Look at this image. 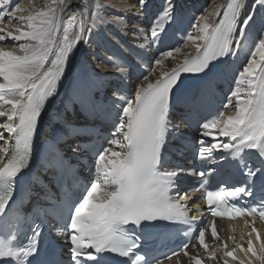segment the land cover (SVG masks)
I'll return each instance as SVG.
<instances>
[{
	"label": "snow or ice",
	"instance_id": "obj_1",
	"mask_svg": "<svg viewBox=\"0 0 264 264\" xmlns=\"http://www.w3.org/2000/svg\"><path fill=\"white\" fill-rule=\"evenodd\" d=\"M148 3L149 0H138V7L120 8L101 0H92L91 4L89 0H75V6L72 0H49L38 10L17 16L25 11L20 4L10 9V0H0V22L7 15V24L17 25L14 30L0 28V42L6 38L25 41L18 44L19 53L0 47V118H5L0 122V141L4 142L0 145V264H47L42 257L44 234L40 224L30 228L27 243L19 242L20 216L13 206V197L30 164L38 118L45 102L56 92L69 54L79 43L89 44L87 37L102 25L124 24L126 29L125 16L142 15ZM244 6L245 0H229L222 15L202 13L195 18L191 28L196 34L189 31L183 39L195 45L196 55L191 59L185 57L170 71H161L155 82L137 85L132 97L120 96L124 105L111 133L113 138L107 141L109 147L98 150L93 177L82 195L77 198L70 189L66 190L42 209L44 220L68 245L73 264H111L108 257L112 255L128 258L131 264H163L173 257L181 264V252L190 264H204L199 253L190 255L188 249H196L198 243L207 259L216 260L219 245L210 249L206 242L209 231L213 241L220 240L215 218L258 216L264 220V198L256 206L241 207L234 202L251 197L257 181L264 185V16L257 11L264 9V0H255L251 11L241 20ZM108 9L125 15L109 18L105 14ZM177 14L175 0H164L147 31L134 26V38L142 40L138 47L157 45ZM210 15L219 18L212 23ZM242 46H251L247 61L238 72L236 87L223 109L201 124L202 135L212 137L214 142L205 147L201 141L197 159L201 164L209 163L213 153L222 150L244 179L239 185L209 190L206 177L211 173L190 168L186 171L188 177H200L194 179L199 187L193 191L203 192L193 198L180 189L178 181L185 174L184 169L161 171L171 97L179 91L183 74H202L211 79L219 73L216 62L237 56ZM180 51V47L170 48L142 65L147 72L143 80L147 81L157 67H162L164 59H173L174 53ZM115 66L119 74L127 72L125 67ZM233 109V114L225 115ZM4 132L8 133L7 138ZM218 136L227 140L217 141ZM77 148H73V153ZM249 152L257 163L245 159ZM227 159L220 157L221 162ZM199 201L206 202L212 220L197 215L202 212ZM157 221L185 226L188 242L179 251L150 260L138 251L141 238L136 229ZM252 231L256 229L253 227ZM223 247L227 249L228 245L224 243ZM237 247L245 255L251 254L248 264H264V243L259 251L251 240L247 249ZM234 253L235 248L224 251L225 256L236 259Z\"/></svg>",
	"mask_w": 264,
	"mask_h": 264
},
{
	"label": "bare ground",
	"instance_id": "obj_2",
	"mask_svg": "<svg viewBox=\"0 0 264 264\" xmlns=\"http://www.w3.org/2000/svg\"><path fill=\"white\" fill-rule=\"evenodd\" d=\"M159 1L160 0H149L147 8H149L151 5L156 4ZM183 1H184V3H186L188 0H183ZM48 2H49V0H45V4ZM72 2H73V6H75V0H72ZM122 2L123 3L120 4V6H122V7L124 5H131V4L127 3L128 1H126V0L122 1ZM227 2H228V0H212L211 6L205 11L204 14L208 15V14H211L214 12L221 13L222 9L224 8V6ZM91 3H92V0H89V4H91ZM204 3H205V0H203V2L200 0L197 1V5H203ZM254 3H255V0H245V6L240 13V19L241 20L248 14L249 11H251ZM34 4H35V6H29V7L24 5V4L21 5V8L25 9V11L23 13H17V16L27 15L29 12H31L33 10H38L39 8L43 7V5H44L42 3L39 4L38 1L35 2ZM117 5L119 6V3ZM133 6L138 7V5L137 6L133 5ZM122 7H120V8H122ZM183 10L187 12L188 8L183 9ZM109 11H111V13L115 12L117 14H120V16L125 15L122 11H119V10L109 9ZM257 11H258L259 16H264V9H258ZM217 17L218 16L210 15L209 19L212 23H215ZM140 22H141V27L143 26V28L147 31V29H149V28H145L146 19L144 18ZM186 22H187V24L189 23V21H186ZM172 23H173V27L171 28V31L175 30L176 28H181L182 25L184 24L183 19H181L178 22L173 21ZM134 24H135L134 26H136V22H134ZM3 27H7L8 29H10V28L15 29V27H17V25H15V26L12 24L4 25V23H3V25H1V22H0V28H3ZM114 29H124L125 30V27H124V24H120V25L109 24V27L102 25V26L98 27L97 29H95L87 37L88 40L90 41V43L88 44L89 46H87V44H86V47L88 48V50L86 51L87 55H85L84 59H82L80 57V52H81V49L84 48L85 43L81 42L73 48L72 52L70 53L69 61L66 65V67H64V71H63V74L61 76L62 79H61V81L58 84V87L56 89L54 99H53L54 104L56 103V105H58L59 104L58 101L59 100L62 101L63 99H65L66 96L69 97V96L76 95L77 91L80 88L85 87L86 85H89L92 88V84L90 82V79L94 80L95 76H100V79L102 81L99 80L98 81L99 87H94L93 89L100 90V91L109 90V87H110V84L112 81V79H108L109 73L112 74L113 72H115L116 75L121 76V74L118 73L115 65H121V66L125 67V65L121 61V57L131 54V52L133 51L134 48L131 47L130 43H129V44H127V45H129L128 46L129 51H126V49H124L125 48L124 46L126 45V43H124V42L127 41L126 37L124 36L125 34L124 35L123 34H121V35L116 34V32H114ZM130 34L133 35V32H131ZM193 34H196L195 31L193 32ZM131 37H132V39H130V40H133V43H136L137 45L140 42H142V40L136 39V38H134V36H131ZM24 42L25 41L15 42L16 43L15 45H18L17 43H24ZM4 44H5V41L0 42V47H3V48H5V50H8V51H14V52L19 53V49L17 47H15L14 45H13L14 48H8L7 49L6 47H4ZM194 47H195L194 44L187 41L186 44L184 45V47L180 48L181 51L179 53H174L173 59H164L163 66L157 67L154 70L153 74L148 77V80L143 81L144 82L143 84H147L148 82H155V80H154L155 76H160L161 71H170L172 68L181 64L185 57L190 58L193 55L192 53H193ZM145 50H150V48H146ZM250 50H251V46L248 48H244L242 46L241 51H240L239 71H242V67L247 61ZM194 51H195V49H194ZM110 66H114L115 68L110 67ZM91 70H93V71H91ZM89 71H91V72H89ZM128 73L129 72L127 71L124 75H126ZM245 86L246 85H242V87H245ZM85 99H86V96L83 97V100H85ZM231 114H233V112L225 114V115H231ZM4 119L5 118H0V122H3ZM54 119H58V118L57 117H49L48 115H46L44 117L42 123H41V126H43L44 129H48L49 127L52 126V120H54ZM50 130L47 132L46 131L44 132L48 139L50 138ZM0 131H3V130L0 129ZM4 133H6L8 135L7 132H4ZM45 141H46L45 138L38 137L36 139V145L38 147H40ZM6 159H7V157H5V161H6ZM249 240L252 241L253 246L255 247V249L257 251H259L261 244L264 243V239L262 240L261 238H259V240H258L257 235L252 231L247 233L246 244H248ZM245 249H247V245H246ZM219 253H221V251H219ZM243 254H244L243 260H245V262L248 264V259H249L251 254L249 253L248 255H245L244 251H243ZM201 255L203 256V258L205 260H207V264L213 263L212 260H209L206 258L204 253L201 252ZM223 256L226 258L224 253H223ZM219 259L223 263V260L221 258H219ZM185 264H190V263H185ZM256 264H258V262H256Z\"/></svg>",
	"mask_w": 264,
	"mask_h": 264
},
{
	"label": "rangeland",
	"instance_id": "obj_3",
	"mask_svg": "<svg viewBox=\"0 0 264 264\" xmlns=\"http://www.w3.org/2000/svg\"><path fill=\"white\" fill-rule=\"evenodd\" d=\"M19 1H21L20 2V6L21 5H26V6H35V2H39V4H45V0H19ZM122 1H125V0H101V3H112V4H115V5H117L118 3H119V7H122V6H120V4H122L123 2ZM126 1H128L127 3H129V4H131L132 6L133 5H135V6H137L138 5V0H126ZM177 0H175V2H176ZM199 1V0H198ZM200 1H202L203 2V0H200ZM12 2V3H11ZM206 2H207V0H205V3L203 4L205 7H206ZM155 3V2H154ZM16 4H19V2H18V0H10V9H12V8H15V6H16ZM211 4H212V0H208V8L211 6ZM23 7V6H22ZM110 12V13H109ZM157 14L159 13V12H156ZM106 15H108L109 16V18H111V16H120V14H117V13H115V12H113V13H111V11H109V9H108V11L105 13ZM113 14V15H112ZM4 17H6V19H7V21H8V16L7 15H5ZM3 17V18H4ZM145 17H142V15H133V14H131V13H128L126 16H125V23H126V25H127V28L124 30V29H114V32H116V34H119V35H121V34H125L124 36L126 37V39H127V41L128 42H130V40H128V39H130L131 38V36H133V35H131L130 33L131 32H133V28H134V22H137V23H139L142 19H144ZM7 21L6 22H1V25H3V23H4V25H7ZM186 21H188L187 19H183V22H184V24H187V22ZM12 25H16V24H12ZM140 25H141V22H140ZM172 25H173V23H172ZM104 26H107V27H109V24H107V25H104ZM143 27V26H142ZM170 28H172V26L170 27ZM11 29V28H10ZM175 29V28H174ZM11 30H14V29H11ZM176 30V29H175ZM192 32H194V30L192 29ZM176 33H177V35H179L180 36V33L176 30ZM187 34V33H186ZM195 35V34H194ZM121 37V36H120ZM122 38V37H121ZM180 38H182V36H180ZM8 40V41H7ZM10 39H7L6 38V40H5V44H4V47H6L7 49L8 48H14V46L15 47H17L18 48V45H15L16 43L15 42H13L12 40H10ZM127 42V43H128ZM12 43V44H11ZM17 44H19V43H17ZM134 43H133V40H131V42H130V45H133ZM14 45V46H13ZM87 46H89L88 44H87ZM184 47V45L182 46V48ZM88 50V48L86 47V44H84V48L83 49H81V52H80V57L82 58V59H84L85 58V55H87V53H86V51ZM97 55V54H96ZM91 71H93V70H91ZM91 71H89V72H91ZM112 74H115V72H113ZM108 79H112V76L110 75V73L108 74ZM89 79V78H88ZM99 80H101L100 79V76H95V79L94 80H91L90 79V82H91V84H92V88H94V87H99V85H98V81ZM102 81V80H101ZM112 82V81H111Z\"/></svg>",
	"mask_w": 264,
	"mask_h": 264
}]
</instances>
